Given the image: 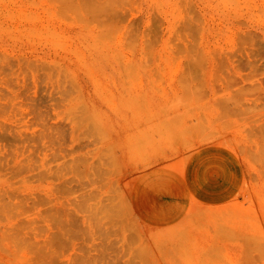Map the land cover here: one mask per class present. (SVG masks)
Instances as JSON below:
<instances>
[{
	"label": "rangeland",
	"instance_id": "1",
	"mask_svg": "<svg viewBox=\"0 0 264 264\" xmlns=\"http://www.w3.org/2000/svg\"><path fill=\"white\" fill-rule=\"evenodd\" d=\"M211 146L236 195L143 222ZM0 264H264V0H0Z\"/></svg>",
	"mask_w": 264,
	"mask_h": 264
},
{
	"label": "crops",
	"instance_id": "2",
	"mask_svg": "<svg viewBox=\"0 0 264 264\" xmlns=\"http://www.w3.org/2000/svg\"><path fill=\"white\" fill-rule=\"evenodd\" d=\"M242 182V164L222 147L195 150L177 170L156 166L140 173L131 189V204L145 223L166 226L177 222L194 203L216 205L231 199Z\"/></svg>",
	"mask_w": 264,
	"mask_h": 264
},
{
	"label": "bare ground",
	"instance_id": "3",
	"mask_svg": "<svg viewBox=\"0 0 264 264\" xmlns=\"http://www.w3.org/2000/svg\"><path fill=\"white\" fill-rule=\"evenodd\" d=\"M158 237V236H157Z\"/></svg>",
	"mask_w": 264,
	"mask_h": 264
}]
</instances>
